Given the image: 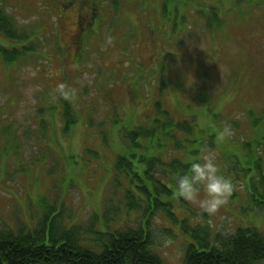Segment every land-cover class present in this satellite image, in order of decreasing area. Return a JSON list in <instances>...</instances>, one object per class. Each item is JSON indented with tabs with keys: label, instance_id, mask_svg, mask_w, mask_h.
Wrapping results in <instances>:
<instances>
[{
	"label": "rangeland",
	"instance_id": "374dc122",
	"mask_svg": "<svg viewBox=\"0 0 264 264\" xmlns=\"http://www.w3.org/2000/svg\"><path fill=\"white\" fill-rule=\"evenodd\" d=\"M0 1L29 36L0 33V46L33 49L16 61L0 57V232L34 231L49 209V223L81 227V246L100 253V235L143 226L163 264H183L197 227L210 232L211 247L238 229L264 235L252 190L264 176V0H96L94 10L77 0ZM58 82L76 96L54 98ZM165 112L193 133L175 130L167 150L165 141L131 148L125 136L138 127L166 136ZM225 126L231 135L222 138ZM131 154V169L118 171V158ZM205 154L234 191L215 216L196 221L165 164ZM143 156L158 161L150 168Z\"/></svg>",
	"mask_w": 264,
	"mask_h": 264
},
{
	"label": "trees",
	"instance_id": "16d2710c",
	"mask_svg": "<svg viewBox=\"0 0 264 264\" xmlns=\"http://www.w3.org/2000/svg\"><path fill=\"white\" fill-rule=\"evenodd\" d=\"M86 1L79 0V3ZM100 1L102 2L103 0ZM112 2L116 11V2ZM175 12L178 14V10ZM92 16H94V12ZM96 18L102 19L96 16L93 22ZM93 22L89 24L91 25ZM83 24L86 25L88 23L84 21ZM0 33L8 38L9 41L23 40L25 42L26 38L29 37L17 31L14 20L9 18L1 6ZM81 43L84 44V41ZM24 45L13 46L9 49L0 46V57L4 61H16L19 56H26L33 50L31 47ZM9 55L12 57L10 58ZM165 116L167 121L165 127H162L165 128L166 132L164 138L158 136L156 127H138L126 133V139L130 140L129 146L149 151L154 149V142L161 143V141H165V150H167L171 147V145H168V142L172 141L175 136L177 137L174 134L175 130L182 131L183 133H193V126L190 122H174L166 112ZM65 120L66 130H69L75 122L71 117V110L68 106L65 108ZM166 125H171L172 127L166 128ZM143 139L147 141L145 143L146 146L139 143ZM175 143H178L177 140H174L173 144ZM131 157L134 158L135 155L131 154L130 157L120 156L116 164L117 170L121 171L125 168L130 170L132 166ZM140 160L148 162L150 168L158 161V159L147 158L145 156L141 157ZM188 165L177 158L173 159L171 165L165 164V166L170 168L169 171L172 175L180 168L186 169ZM166 174L168 175L169 173L166 172ZM153 181L157 182L156 179H153ZM155 183L154 188L157 189ZM140 189L151 197V193L146 185ZM253 189L256 192V205L264 208V176L259 178L257 184L252 185ZM129 200L133 201L134 198L131 197ZM111 208L109 207L108 209ZM157 208L163 209L170 216L174 217L170 213L171 206L169 204L158 203L155 209ZM44 211L42 222L34 231L27 232L20 230V235L13 231L0 232V264H163V261L150 251L152 245L151 234L143 226L141 228L113 232L108 235H100L99 242L103 245V249L100 253H96L81 246L80 231L84 232L81 227L66 229L62 221L58 220L49 223L50 211L49 209H45ZM96 222L97 218L92 220L91 225L96 224ZM184 229L186 231L189 230L186 226H184ZM191 235L196 240V246H191L188 249L183 264H258L264 260V235L254 228L238 229L226 237L217 234L218 245L216 247L210 246L209 238L211 234L205 228L197 227L192 229Z\"/></svg>",
	"mask_w": 264,
	"mask_h": 264
},
{
	"label": "clouds",
	"instance_id": "9594fccd",
	"mask_svg": "<svg viewBox=\"0 0 264 264\" xmlns=\"http://www.w3.org/2000/svg\"><path fill=\"white\" fill-rule=\"evenodd\" d=\"M196 83L191 75L187 79V86ZM77 90L64 83L58 82L54 90L56 95L66 100L73 99ZM231 135L230 126H225L220 136ZM175 196L182 199L192 209L193 219L201 221L205 216L211 219L226 205L234 191L233 181L222 174L219 164L212 155L205 154L200 159L192 161L188 167L180 168L175 172Z\"/></svg>",
	"mask_w": 264,
	"mask_h": 264
}]
</instances>
